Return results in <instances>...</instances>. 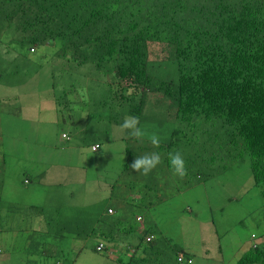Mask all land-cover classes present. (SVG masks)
Instances as JSON below:
<instances>
[{
	"label": "rangeland",
	"instance_id": "rangeland-1",
	"mask_svg": "<svg viewBox=\"0 0 264 264\" xmlns=\"http://www.w3.org/2000/svg\"><path fill=\"white\" fill-rule=\"evenodd\" d=\"M43 28V23L33 16H22L0 41V152L5 155L7 164L5 182L12 183L10 188L3 189V195L15 205L13 209H16L17 216H12V220H20L21 214L23 219L25 207L34 205L39 209H27L33 225L35 221L56 217L55 210L59 207V221L60 217H65L61 218V223L66 224V230L65 219L69 215L79 218L82 213L85 219L112 198L131 197V192L127 196L130 186L127 181L132 176L122 170L126 163L124 147L130 139L131 149L144 144L147 139L167 143L173 124L178 125L172 120L157 124V120L168 118L165 107L169 101L162 92L150 93L140 112L134 116L130 109L144 99L146 88L143 85L132 82L130 78L117 77L111 60L97 66L83 55L81 48L75 49L68 44L70 38L67 36L47 35L44 39ZM172 50L173 47L165 43H148L150 62L147 69L152 76V84L158 85L167 78L176 80L175 63L168 57ZM115 117L124 122L132 118L137 120L138 129L143 133L138 143L132 135L134 130L111 122ZM61 134H66L69 139H61ZM193 134L192 138L185 140L188 142L186 155L191 160H207L213 156L214 148L218 146L214 144L215 136L209 137L198 131H193ZM100 140V150L93 152L90 143ZM142 156L143 151H140L137 157ZM237 161L234 153L231 160L224 158L219 161L214 177L208 181L207 194L193 187L203 196L202 219L213 223L212 226L191 219L189 233L188 229L185 230L182 243L185 250L194 255L201 251L206 254V262L204 256H195L194 264H235L239 256L248 251L246 241L244 244L236 241L226 244L220 240L226 224L219 220L216 222L214 215L209 214L207 204L215 210L212 201L224 198V214L230 221L237 220L245 212L243 203H246L261 221L247 220L246 212L241 224L236 221V228L244 236L251 231L264 232V209L260 198L256 197L258 188L249 187L252 181L249 186L243 183L245 174L250 173L249 162ZM32 169H43L41 174L44 177L40 182L24 185L22 173ZM144 179H136V188L132 185L130 190L144 185ZM162 188L173 194L170 188ZM226 197L231 200L227 202ZM178 206L182 207L181 198L175 195L150 209L147 219L166 225L162 231L167 233L169 226H178L180 220L175 218ZM9 232L10 235H3L0 248L4 249L7 257L10 256V264L25 263L28 252L19 251L11 256L13 247L18 250L26 248L23 239L16 236L23 233L14 229ZM172 238L177 240V237ZM85 248L87 250L73 264L111 263L103 258L104 251H94L90 243ZM147 264H158V261H147Z\"/></svg>",
	"mask_w": 264,
	"mask_h": 264
},
{
	"label": "trees",
	"instance_id": "trees-1",
	"mask_svg": "<svg viewBox=\"0 0 264 264\" xmlns=\"http://www.w3.org/2000/svg\"><path fill=\"white\" fill-rule=\"evenodd\" d=\"M22 16L43 23L44 39L67 36L97 66L111 60L117 77L143 85L144 99L130 109L134 116L150 93L162 92L176 111L175 140L196 128L194 119L211 124L208 133L217 130L215 136L228 141L229 159L234 153L249 162L264 195V0H0V41ZM149 42L173 47L168 57L176 80L152 84ZM127 154L126 168L133 149ZM123 203L121 196L112 198L114 214L97 212L95 234L112 241L125 230ZM254 261L264 264V249L249 251L240 264Z\"/></svg>",
	"mask_w": 264,
	"mask_h": 264
},
{
	"label": "clouds",
	"instance_id": "clouds-1",
	"mask_svg": "<svg viewBox=\"0 0 264 264\" xmlns=\"http://www.w3.org/2000/svg\"><path fill=\"white\" fill-rule=\"evenodd\" d=\"M166 99L168 100V98ZM169 103L166 104L165 107L168 118L157 120V124L166 123V121L170 120L177 123L176 111L169 107ZM111 122L123 125L124 128L134 130L132 135H134V141L137 143L139 137L143 135L142 131L138 129L137 120L135 118L128 119L124 122L123 119L117 120L115 117ZM192 123L197 125L196 128L185 130L182 141H177L173 137V132L176 128L173 124L169 142L160 143L156 142L155 139H147L144 141V144L133 148V158L128 168H126L128 161L127 149L130 148L129 144L131 139L128 141L127 145H125L124 153L126 154V163L123 164L122 170L128 173V176H132L131 179L127 181L130 184L127 188V196L129 192L132 194H130L131 197L128 199L127 197L125 199L121 198L124 202L123 204L125 206L128 222L121 224L125 227V230L112 241H106L101 238V236L95 234V229L98 226L97 212L87 217L88 219H84L83 217L82 220H79V218H82L80 216L81 214L79 218L66 215L68 216L65 219L67 223L66 230L64 229L66 224L64 222L61 223V218L63 217L64 219L65 217H60L59 221V207L55 210L57 213L56 217L35 221L33 225V220L29 218L27 209L31 208L32 210L33 208L34 210H38L39 207L34 205L25 207L26 213L23 219V214H21V216H19L20 220H12V216H17L16 209H13L15 205L6 200L3 195V189L10 188L12 183L6 184L5 182L7 164L5 155L0 152V242L3 235H10L9 233L11 232L9 231H11V229L23 233L21 235L16 234V236L23 239L26 248L24 250H18L13 247V252L11 253L12 256L15 252H28L25 256L26 261L25 263L22 262V264H73L76 262V258L87 250L85 246L88 243H90L94 251H104L103 258L111 261L110 264H128L130 259L136 260L134 262L135 264H147V261H158V264H194L193 257L195 256H204L206 262V254L203 251L198 255H194L185 250L182 245L184 241L183 237L185 235V230L188 229L189 233L190 224L192 222L191 219H196L201 223H209L213 226V223L209 220L202 219L204 216L201 214L200 208L203 204V196L201 193L197 192V190H194L193 187H198L203 194L208 193V181L214 177L219 167V161L224 158L229 159L226 155L229 152V145L226 139L221 140L215 136L218 132L217 130H215L214 133L213 131L211 134L208 133L211 124L203 122L200 124L197 119H194ZM193 131L202 132L205 135H209V137L215 136L216 140L214 144H218L220 147L217 148V146L214 148L215 154L209 159L196 158L187 162V158H185L187 148H184V142L193 137ZM60 138L65 140L69 139L66 134H61ZM131 138H133V136H131ZM177 143L181 144L180 148L177 146ZM101 146V140L90 143L93 152H98ZM184 150H186L185 153ZM140 151H143V156L138 158L137 155ZM200 161L202 167L197 164L200 163ZM243 161L245 160L238 159L237 162ZM191 166L192 170H190ZM42 170L34 171V169H32L26 173L23 172V184L29 185L33 181H42V177H44L41 174V172H43ZM249 171L250 173L247 174V176L245 174L243 183L249 186L248 184L252 181L249 187H256L250 166ZM25 177H28V179L24 180ZM142 177H145L143 180L145 182L144 185L139 186L137 188L138 190H130L132 185L136 188L134 185L136 179ZM163 186L170 188L173 194L165 191L162 188ZM175 195L181 198L182 207L178 206L175 214L176 220L180 221H178L177 227L169 226L170 231L165 233L162 231V228L166 225L150 222L147 219V214L150 209L162 204L166 200L172 199ZM134 197L136 198L135 200L133 199ZM256 197L260 198L261 207L264 209V195L259 189L257 190ZM136 200L137 203H135ZM225 200L229 202L231 198L226 197ZM212 204L215 210L209 204L206 206L209 210V214L214 215L216 222L219 220L226 224V228L223 231L217 230V232L221 231L220 240L225 241L226 244L232 241L241 244H244L245 241L247 242L248 251H246V253L243 251L244 255L241 254L235 264H240L241 259L249 251L264 249V232L257 233L251 231L250 233L247 232L244 236L235 225L236 221L240 224L242 223L243 220L241 218L246 212L248 213V216L246 215L247 220L251 219V222H253V219L261 221V219L259 220L256 217L255 210L249 208L246 203H243L245 212L237 220L230 221L228 215L224 214L226 204L224 198H219L216 202L212 201ZM41 210L44 212V208L41 207ZM100 210L107 211V214H114L116 212V210L110 206V202L101 207ZM73 218H75L74 221H72ZM182 219H184V221H181ZM44 227H46V229ZM58 228H60V231ZM171 236L177 237V240L174 241ZM67 238H69V241ZM53 251H56V253H53ZM53 258H55V261H52ZM48 259H51V261L48 262ZM121 259L122 261H120ZM10 262V256L7 257L4 249L0 248V264H10ZM253 264H260V261H254Z\"/></svg>",
	"mask_w": 264,
	"mask_h": 264
}]
</instances>
